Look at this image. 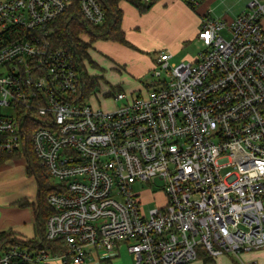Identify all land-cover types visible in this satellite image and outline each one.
<instances>
[{
	"label": "built area",
	"instance_id": "2783aa9c",
	"mask_svg": "<svg viewBox=\"0 0 264 264\" xmlns=\"http://www.w3.org/2000/svg\"><path fill=\"white\" fill-rule=\"evenodd\" d=\"M74 5L106 21L98 0L0 2V153L30 144L60 182H50L46 239L66 247L16 242L0 264H114L122 246L134 264L225 254L257 264L242 259L264 248V0L229 22L209 10L204 51L179 64L160 51L156 87L107 91L111 110L81 100L79 63L51 40Z\"/></svg>",
	"mask_w": 264,
	"mask_h": 264
},
{
	"label": "crops",
	"instance_id": "0c3cea01",
	"mask_svg": "<svg viewBox=\"0 0 264 264\" xmlns=\"http://www.w3.org/2000/svg\"><path fill=\"white\" fill-rule=\"evenodd\" d=\"M208 1L211 0H203L194 11L182 0H161L145 14H140L128 2H123L122 28L127 40L136 48L100 40L89 49L90 56L93 51L103 53L101 65L105 69L99 65L103 71L112 69L122 73L121 67L130 75L145 77L153 70L160 51L168 50L172 54V62L176 52L191 43V38H198L199 25L205 18ZM177 23L182 28L175 35L171 28ZM157 38L164 39V42H157ZM126 85L123 81L117 87L125 90ZM132 89L128 92L133 91ZM27 168L25 158L11 159L0 165V234H12L16 238L32 240L37 239L39 186L37 179L28 173ZM255 252L256 258H260L259 256L264 255V248ZM249 255L254 254L249 253L244 257Z\"/></svg>",
	"mask_w": 264,
	"mask_h": 264
},
{
	"label": "trees",
	"instance_id": "16d2710c",
	"mask_svg": "<svg viewBox=\"0 0 264 264\" xmlns=\"http://www.w3.org/2000/svg\"><path fill=\"white\" fill-rule=\"evenodd\" d=\"M103 8L106 10V21L102 25H93L89 23L81 14L78 6H72L62 17L52 22V26L57 31L52 33V42L56 47H61L70 52L77 62L82 72L84 79V92L81 100L90 97L92 91L97 89L100 85L101 77L97 75H90L86 71L84 60L90 61L91 56L89 49L93 47L94 43L102 41H112L122 45L136 48L126 38V34L122 28L123 10L121 4L128 2L134 6L140 14L149 12L156 3L161 0H98ZM192 10L196 11L199 5L183 0ZM203 0L199 1L200 4ZM92 61V60H91ZM93 65H96L91 63ZM155 67V66H154ZM25 158L27 162L28 173L35 176L39 186L38 192V208H37V239L16 238L12 234H0V252L2 247L10 246L16 242L29 245L33 248L48 247L50 249H57L62 251L66 247L57 245V243L50 242L46 239V223L51 214L50 206L47 202L48 195L54 189L51 186L49 179L46 176L45 169L41 166L40 161L35 154L30 144L26 145L25 150L16 152L14 154L0 153V165L11 159ZM61 247L60 249L57 248ZM54 247V248H53ZM211 260L207 258V261Z\"/></svg>",
	"mask_w": 264,
	"mask_h": 264
},
{
	"label": "rangeland",
	"instance_id": "374dc122",
	"mask_svg": "<svg viewBox=\"0 0 264 264\" xmlns=\"http://www.w3.org/2000/svg\"><path fill=\"white\" fill-rule=\"evenodd\" d=\"M4 0H0L2 2ZM251 0H211L208 1L206 4L207 10L206 13L210 10L209 16L211 19H224L229 21H232L234 18L247 13L251 11L249 7V3ZM157 4V3H156ZM155 4V5H156ZM204 4V3H203ZM202 4V5H203ZM201 5V6H202ZM170 8V6L168 7ZM177 10V9H171V11ZM264 27V22H263ZM182 28V25H178V23L174 26H172V33L176 35V33L181 32L180 29ZM200 28V25H199ZM141 32H143V27H141ZM158 39V40H157ZM156 41L160 42L164 39L157 38ZM191 43L187 44V46L177 51L175 58L172 59V62H176V64L181 63L182 61H188L191 58H196L202 51H204L205 46L203 43L195 37L191 38ZM101 46V45H100ZM103 53L93 51L91 53V60L87 61L90 68V73L101 77L100 79V85L97 89L92 91L93 97L87 98V102H89L93 107H102L105 110H111L114 108L115 104L111 102V99H109L113 93H109L112 89V92L114 90H117L121 82L125 81L127 83V88L125 87V90L129 91V89H132L135 94L138 93H147L148 89H152L155 83L160 79L153 77V71L151 73H148L145 77H135L134 75H130L123 71V69L120 67V70H122V73L116 70L112 69H106L103 71L99 65H101V58L103 57ZM96 64L93 65L91 63ZM104 67L103 65H101ZM112 67V66H111ZM105 69V67H104ZM168 78L166 74L162 75V80ZM110 90V91H109ZM109 91V92H107ZM107 92V93H103ZM109 93V94H108ZM97 95V98L95 96ZM114 95V94H113ZM49 181L55 184H59L60 182L56 179L50 178ZM136 190L143 189L142 186L137 184L135 186ZM145 188V187H144ZM144 197H148L147 194H144ZM161 199V195L157 194L150 202L145 205V209L148 211L150 208L155 207L156 202ZM256 252H253L254 255L246 256L247 260L242 259L243 261L249 262L254 261L257 264H264V255L259 256L260 258H256ZM208 257V256H205ZM201 256V258L196 259L195 261H192L188 264H240L239 260L236 258L233 254H225L224 256H220L218 258H214V260H208ZM249 260V261H248ZM135 263V257L132 254H129L124 246L121 247L120 250V257L115 261L114 264H134Z\"/></svg>",
	"mask_w": 264,
	"mask_h": 264
},
{
	"label": "bare ground",
	"instance_id": "6f19581e",
	"mask_svg": "<svg viewBox=\"0 0 264 264\" xmlns=\"http://www.w3.org/2000/svg\"><path fill=\"white\" fill-rule=\"evenodd\" d=\"M112 102V101H111Z\"/></svg>",
	"mask_w": 264,
	"mask_h": 264
}]
</instances>
